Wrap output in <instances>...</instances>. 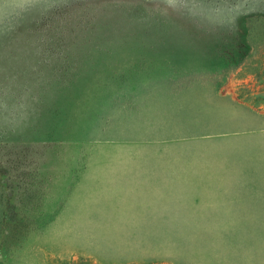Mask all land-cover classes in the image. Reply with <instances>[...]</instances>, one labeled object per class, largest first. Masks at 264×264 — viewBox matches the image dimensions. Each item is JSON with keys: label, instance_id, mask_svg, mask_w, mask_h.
Listing matches in <instances>:
<instances>
[{"label": "rangeland", "instance_id": "1", "mask_svg": "<svg viewBox=\"0 0 264 264\" xmlns=\"http://www.w3.org/2000/svg\"><path fill=\"white\" fill-rule=\"evenodd\" d=\"M0 264H264V0H0Z\"/></svg>", "mask_w": 264, "mask_h": 264}]
</instances>
